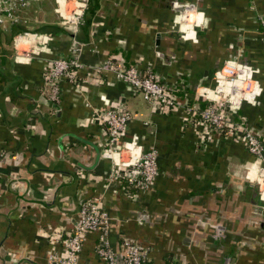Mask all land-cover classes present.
I'll return each mask as SVG.
<instances>
[{
	"label": "crops",
	"instance_id": "crops-1",
	"mask_svg": "<svg viewBox=\"0 0 264 264\" xmlns=\"http://www.w3.org/2000/svg\"><path fill=\"white\" fill-rule=\"evenodd\" d=\"M19 14L0 29V264H51L60 250L51 234L72 229L86 198L107 210L115 252L122 237L146 247L153 264H264V204L255 185L235 180L251 160L242 142L199 141L180 108L153 113L144 100L148 112L141 111L138 93L111 72L92 74L105 57L137 63L184 83L189 103L224 61H237L252 69L257 90L239 114L264 137V0H89L75 34L58 25L54 0ZM45 25L52 28L35 31ZM18 34L31 53L22 61L14 60ZM73 46L77 83L60 81L53 102L43 71ZM117 101L130 115L122 141L157 153V174L144 190L107 182L105 132L92 111ZM95 242L96 233L84 237L75 264H102Z\"/></svg>",
	"mask_w": 264,
	"mask_h": 264
},
{
	"label": "built area",
	"instance_id": "built-area-1",
	"mask_svg": "<svg viewBox=\"0 0 264 264\" xmlns=\"http://www.w3.org/2000/svg\"><path fill=\"white\" fill-rule=\"evenodd\" d=\"M37 1L0 0V29L16 24L20 11ZM88 1L54 0L58 25L75 34ZM260 23L264 28V21ZM25 34L15 35L12 39L15 61L25 60L31 54L29 49L19 46L25 43ZM78 51V47L73 46L67 55L53 57L45 66L43 83L53 102L59 100L60 81L72 85L77 83V72L82 67ZM105 71L111 72L114 79L122 82L130 93L140 94L149 103L153 113L169 114L180 108L187 116L185 124L194 130L199 141L213 138L240 140L251 156V161L245 167L244 179L257 187L258 196L264 204V137L251 130L239 114L240 103L251 101L257 93L256 86L252 84L251 68L234 60L224 61L213 73V84L195 87L194 99L189 103L184 83L180 80L173 84L164 82L153 70L140 67L137 63L124 65L121 60L105 57L93 68L92 74L101 75ZM92 112L93 121L101 124L105 132L100 155L109 160L107 182L112 181L134 190L148 188L158 171L157 153L151 147L136 153L133 142L128 144L122 141L130 115L122 108L121 102ZM5 157L6 154L0 148V163ZM108 225L109 215L101 201L81 199L72 229L51 234L52 241L60 243V250L49 255V262L75 264L84 237L88 233H96L94 252L102 264H153L147 256V248L133 239L121 237L118 252H115L110 245Z\"/></svg>",
	"mask_w": 264,
	"mask_h": 264
},
{
	"label": "rangeland",
	"instance_id": "rangeland-1",
	"mask_svg": "<svg viewBox=\"0 0 264 264\" xmlns=\"http://www.w3.org/2000/svg\"><path fill=\"white\" fill-rule=\"evenodd\" d=\"M31 20L33 21V19H30V22L28 23V24H30V23H32L31 22ZM26 25V24H25ZM128 97V96H127ZM133 97V96H132ZM135 100H137V107L141 110V111H144V110H146L147 111V107H148V105L146 104V102L142 99V97H141V95L140 94H138V95H136V99ZM127 101H130L129 102V105L130 106H133L134 105V100H130V99H127ZM133 103V105H131ZM148 112V111H147ZM251 161V160H250ZM245 170H246V168L243 170L242 168H241V171L239 172V174L238 175H236V178H235V180H236V182H239V183H241V181H244V173H245ZM235 185L236 186H239V184H237V183H235ZM254 185V184H253Z\"/></svg>",
	"mask_w": 264,
	"mask_h": 264
},
{
	"label": "trees",
	"instance_id": "trees-1",
	"mask_svg": "<svg viewBox=\"0 0 264 264\" xmlns=\"http://www.w3.org/2000/svg\"><path fill=\"white\" fill-rule=\"evenodd\" d=\"M50 28H52V26H41V27H39L38 29H36L35 31H37V30H47L48 31V29H50ZM19 29V28H18Z\"/></svg>",
	"mask_w": 264,
	"mask_h": 264
},
{
	"label": "bare ground",
	"instance_id": "bare-ground-1",
	"mask_svg": "<svg viewBox=\"0 0 264 264\" xmlns=\"http://www.w3.org/2000/svg\"><path fill=\"white\" fill-rule=\"evenodd\" d=\"M188 14H190V12H189V11H188V13H186V14L184 13V14H183V16H185V17H186ZM183 16H182V17H183Z\"/></svg>",
	"mask_w": 264,
	"mask_h": 264
},
{
	"label": "water",
	"instance_id": "water-1",
	"mask_svg": "<svg viewBox=\"0 0 264 264\" xmlns=\"http://www.w3.org/2000/svg\"><path fill=\"white\" fill-rule=\"evenodd\" d=\"M118 85H119V86H123V83L120 82V83H118Z\"/></svg>",
	"mask_w": 264,
	"mask_h": 264
}]
</instances>
